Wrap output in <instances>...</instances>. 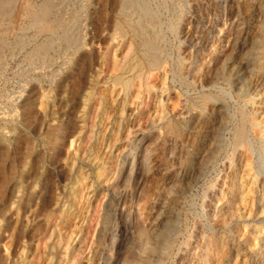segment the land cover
Wrapping results in <instances>:
<instances>
[{
    "label": "bare ground",
    "instance_id": "6f19581e",
    "mask_svg": "<svg viewBox=\"0 0 264 264\" xmlns=\"http://www.w3.org/2000/svg\"><path fill=\"white\" fill-rule=\"evenodd\" d=\"M116 1L114 16L107 12L104 17L101 29L105 43L99 45V24L92 21L89 26L82 20V1L67 15L69 8L63 0H0V71L10 66L9 59L21 54L19 67L23 65L26 76L17 90L3 95L8 103L0 105V117L19 115L17 98L27 117L34 100L44 116L50 115L48 99L57 100L59 88L68 84L77 65H84L82 58L97 62V67L87 80L74 81L71 106L80 103L81 126L92 112L94 116L102 112L99 96H95L98 82H109L101 91L112 97V90L116 95L119 91L128 93L137 79L135 92L120 101L116 97L105 100L113 105L121 103L118 113L127 104L131 119L151 110L145 124L158 127L160 138L144 147L140 142L146 134L142 133L120 153L115 170L124 199L120 202L110 191L106 203L101 202L98 263L264 264V0H249L245 36L237 45L235 28L239 23L230 0ZM165 10L171 11L167 21L160 18ZM255 10L259 18L251 29ZM96 44L102 47L98 55ZM117 45L125 47L119 57ZM229 46L235 53L227 56L233 62H229L224 80L206 78L207 70L216 59L221 60L223 49ZM36 83L39 93L34 98L30 90ZM102 113L108 115V110L104 108ZM127 120L119 119V123L129 129ZM196 120L203 124L200 142L182 155L186 148L176 125L180 122L190 132ZM77 140L78 144L83 141L71 133L68 145ZM77 170L74 182L82 169ZM95 170L101 173L99 167ZM94 220H98L97 215ZM67 246L69 242L62 245L64 254H58L66 255ZM60 259L58 256L53 263L60 264Z\"/></svg>",
    "mask_w": 264,
    "mask_h": 264
},
{
    "label": "rangeland",
    "instance_id": "374dc122",
    "mask_svg": "<svg viewBox=\"0 0 264 264\" xmlns=\"http://www.w3.org/2000/svg\"><path fill=\"white\" fill-rule=\"evenodd\" d=\"M81 1L84 2L86 9L83 11L82 20L87 22L89 26V23L92 21L97 23L96 25L99 24V27L96 26L98 29L97 36L99 37L100 34L102 35L100 36L101 38L99 37L101 39L99 45L104 44L105 38L102 40L104 34L101 29L105 22L104 17L107 12L108 16L112 15L110 16L111 18L114 16V8L116 7L117 1L63 0L64 6L69 8L67 15L71 12L72 8L74 9L76 5H80ZM229 3L232 4V8L235 7L233 10H236V15L238 17L237 23H239V26L235 28V33L237 35L235 45H237L238 41L240 43L243 36H245L243 29L246 28L245 25L248 23L249 16H247V8L250 3L249 0H230ZM109 12L111 13L109 14ZM170 12L171 11L168 10L163 11L160 18L162 17L161 19H163V21H167L168 17L171 15ZM254 12L255 13L253 14L255 16H252L255 21L251 19L253 21L251 29H254L253 26L254 24L256 25L259 18L256 13L257 10ZM254 32L251 34H254ZM99 45L96 44L94 47L96 55H98V53L102 50V47ZM124 48L125 47H123V45L121 47L120 45H117L115 52L118 57L120 56L119 52L120 54L125 52ZM226 49H223L225 51L222 53L223 56L222 54L220 55V57H222L221 60H219V58L218 62L216 59L215 63L210 66L212 69L209 68L207 70L208 76H205L206 78H219L221 81L224 80L223 78L227 75L229 70V62H233V60H231V58L228 59L227 56L229 53H235V49L232 46H229V48L227 47ZM136 54L137 53L135 52L134 55ZM20 57L21 54H18L14 57V59H9L10 66L5 67L0 71V105L8 103L3 95L10 90H17L26 79L25 71L21 70L23 65L19 67ZM80 62L85 63L83 66L82 63L77 65L78 67L73 70L67 80L68 84L63 83L62 87L59 88L57 100L55 101L56 98L48 99L47 109L49 108L50 115H52V117H50V115H43L42 110L38 107L37 100H34L32 112L29 117H27L26 113L23 114L20 105L22 101L18 98L15 102H17L19 108L21 109V111L20 109L18 110L19 115L12 118L0 117V258L3 260L2 264H54L53 262L58 258V256H60V260H62L60 261V264H62V262L65 264V261H68L66 264H99L96 259V255L98 249H100L102 239V236H98L100 233L99 226L103 223L102 219H99L104 210V207H101V202L104 204L106 203L108 195L110 196L111 194L109 193L110 191L115 192L120 202L124 199L123 187L120 183L118 184L120 181L117 178L116 173L118 168L117 161L120 160L121 157L120 153L125 152L133 137H138L142 133L146 134L142 139L143 142H140V144L144 145V147H148V145L150 146L154 141H157L160 138V129L158 127L145 124V118L150 114L151 110H145L142 114H135L134 118L131 119L128 115L130 107L127 104H125L123 111L118 113L119 108L117 106L120 105L121 107L122 104L113 105V102L111 103V100H108L110 101L109 103L112 107L116 106L112 110L111 106L108 107V105H110L107 103L108 101L105 100L107 98L111 99L116 97V99L118 98V101H120L121 98L123 99V97H127L131 91L135 92V88L138 83L137 79H135V85L130 87L128 93L119 91V94L116 95L112 90L113 95H115L113 96L111 94L112 97H109L107 92L104 91L102 93L101 91V88L105 87L107 84L109 86V82H98L95 96H99L98 98L101 102L100 105L103 106V108L101 107V111L103 112L105 108V110H108V115L99 111L105 115L104 117L99 113V117L98 115L94 116V113L92 112L93 116L92 113L90 114L91 120L88 116L89 121L81 126V122L79 121L81 113L79 112L80 103H76V106L74 107L71 106V102L73 101L76 93L74 85L79 78L87 80L91 72L95 71L97 62H89L87 58H82ZM58 63H60V60H58ZM81 76L85 77L83 78ZM254 83H256V81ZM222 84L227 87V84L224 83V81ZM62 92H65V94ZM144 92L145 91L142 93L144 94ZM38 93V85L36 83L30 90V94L35 98ZM24 94H27L26 90ZM123 94H126V96H123ZM143 94L142 98L147 100L146 96H143ZM76 95L78 100H80V95L78 93ZM103 100L107 102H104ZM116 108H118V110ZM111 114L114 116L113 118ZM117 115L119 116L117 117ZM119 119H129L127 120L130 123L129 129L127 126L121 125V123H119ZM91 121L92 123H90ZM200 122L202 121H194V123H192V127H190V132H187L182 123L179 122L176 125V131L178 130L177 132L179 134V138L182 139L183 147L186 148L181 150L182 155L185 153L189 154L192 150L191 147L199 144V134L203 130V124L201 125ZM11 127L12 129H8ZM71 133L78 134L79 137H82L83 141L80 142L81 145L77 143L78 140L75 144L70 146L68 145ZM89 134H91V137H88ZM94 135L96 137L99 135V138L103 135L101 142L97 143V139L99 138H95ZM155 138L157 139L155 140ZM79 145L82 148H79ZM83 148H87V150L85 149L84 151ZM68 153H70V156ZM78 164H80V166ZM98 167L99 170H101L100 174L96 173L95 170L98 169ZM77 168L82 170L80 176H78L79 180L74 182L73 176L79 172ZM68 192L72 194V197L75 196L76 198H72L70 195L69 197L67 195ZM79 192L82 194L80 197L78 196ZM81 198L82 200H80ZM73 199H76L77 201ZM75 201L79 202L76 204ZM96 201L97 203H95ZM118 203H116V205L117 207H120ZM96 204L97 206H95ZM67 205L68 208L66 207ZM85 207L87 210H84ZM95 207L98 211L95 210ZM59 209H61V212H59ZM67 210H69L70 213H68ZM59 213L61 214L59 215ZM91 214L94 217L97 215L98 220H94V217ZM62 215L68 217L69 219L64 218ZM46 218L48 219L46 220ZM92 228L95 229L93 230ZM74 233L76 234L75 236H73ZM72 236L73 238L71 239ZM66 238L67 240H65ZM63 240H65L64 243H62ZM67 242H69V246H67L68 252H66V255H63L62 245L64 246ZM59 251H62L63 254H58ZM74 252H76V254ZM4 258H6V261ZM28 261H30V263Z\"/></svg>",
    "mask_w": 264,
    "mask_h": 264
}]
</instances>
